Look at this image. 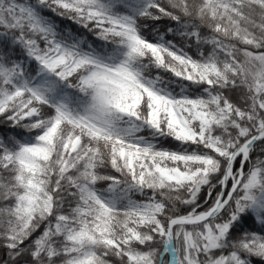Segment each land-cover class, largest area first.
<instances>
[{
	"label": "snow or ice",
	"instance_id": "obj_1",
	"mask_svg": "<svg viewBox=\"0 0 264 264\" xmlns=\"http://www.w3.org/2000/svg\"><path fill=\"white\" fill-rule=\"evenodd\" d=\"M0 264H264V0H0Z\"/></svg>",
	"mask_w": 264,
	"mask_h": 264
}]
</instances>
